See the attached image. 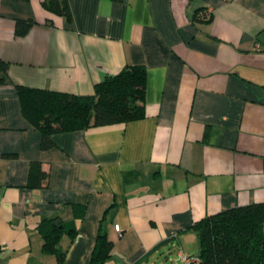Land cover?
Returning a JSON list of instances; mask_svg holds the SVG:
<instances>
[{
  "label": "crops",
  "instance_id": "crops-1",
  "mask_svg": "<svg viewBox=\"0 0 264 264\" xmlns=\"http://www.w3.org/2000/svg\"><path fill=\"white\" fill-rule=\"evenodd\" d=\"M67 2L69 23L41 0H0V264H58L44 220L66 227L61 264H89L100 228L108 264L198 255L195 222L264 202V0ZM18 20L34 22L23 36ZM130 65L146 71L143 117L53 133L41 148L15 85L88 96ZM33 162L47 173L36 189Z\"/></svg>",
  "mask_w": 264,
  "mask_h": 264
},
{
  "label": "trees",
  "instance_id": "trees-1",
  "mask_svg": "<svg viewBox=\"0 0 264 264\" xmlns=\"http://www.w3.org/2000/svg\"><path fill=\"white\" fill-rule=\"evenodd\" d=\"M41 7L66 23L72 20L67 0H41ZM201 16L196 10L192 21H201ZM33 24L32 20L16 21L15 35L23 36ZM46 24L52 26V19ZM7 70L8 63L0 60V85L8 83ZM145 82V68L130 65L96 83L92 95L88 96L20 85H15V89L22 114L41 133V148L48 149L53 133L120 124L143 117ZM46 179L47 173L40 163H31L26 186L40 188ZM83 213V207L74 206L76 218H81ZM192 228L199 241L198 264H264V202L222 210L200 219ZM40 229L43 250H54L61 264L65 253L57 243L65 225L44 220ZM67 231L71 237L76 233L75 227H68ZM111 253L112 242L100 228L89 264H108Z\"/></svg>",
  "mask_w": 264,
  "mask_h": 264
},
{
  "label": "rangeland",
  "instance_id": "rangeland-1",
  "mask_svg": "<svg viewBox=\"0 0 264 264\" xmlns=\"http://www.w3.org/2000/svg\"><path fill=\"white\" fill-rule=\"evenodd\" d=\"M168 257V260H165V257ZM150 264H180L178 256L173 251H166L163 256H157L154 261L150 262Z\"/></svg>",
  "mask_w": 264,
  "mask_h": 264
},
{
  "label": "built area",
  "instance_id": "built-area-1",
  "mask_svg": "<svg viewBox=\"0 0 264 264\" xmlns=\"http://www.w3.org/2000/svg\"><path fill=\"white\" fill-rule=\"evenodd\" d=\"M114 228L117 232H119L118 225L115 224ZM177 256H178L180 264H198L199 263V258L197 255H189L182 251H179L177 253Z\"/></svg>",
  "mask_w": 264,
  "mask_h": 264
}]
</instances>
